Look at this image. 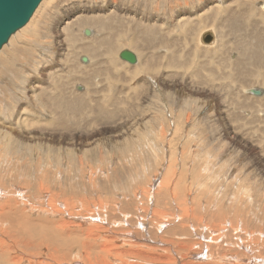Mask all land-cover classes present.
<instances>
[{"label":"rangeland","instance_id":"374dc122","mask_svg":"<svg viewBox=\"0 0 264 264\" xmlns=\"http://www.w3.org/2000/svg\"><path fill=\"white\" fill-rule=\"evenodd\" d=\"M215 1L217 0H120V3L125 5L121 6L120 10H126L128 7L138 12L139 15L136 18L139 20L135 18L134 20L142 25L137 29H135L136 26L126 28L120 35L114 36L112 31L119 22L117 19L106 20L98 25L102 30L95 28L96 38L93 40H89L92 37L83 34V25H77L72 28V34L67 35L68 38L74 36L75 43L70 39L69 43L75 49L71 48L66 62L63 53L69 51L62 49L65 48L63 44L59 45L60 40L55 35L58 29L57 21L69 10L72 12L70 8L74 4H78L92 18L99 10H106L107 0H54L50 5H46L47 8L40 10L36 19L40 18L34 26H30L29 22V26L26 25L13 35L9 43L0 50V113L2 112L6 122L16 120L21 112L30 115L37 113L40 115V122L42 120L50 122L54 120V116L45 105L52 102L62 117L67 113L66 115L74 121L77 120L79 124L76 123V126L71 127L73 131L70 130L74 135L86 136L88 132L94 131L91 129L95 127V124L98 125L95 129L102 130V134L95 136V140L89 147L71 146L65 142H62V145L57 143L51 145L45 141L37 142L38 144L31 143V145L21 142L19 146L13 140L9 142V139L0 132V180L4 184L2 188H5L7 193L4 195V191L0 195V202L9 195L16 198V193L20 192L22 195L17 193V198H22L21 203L30 201L37 205L33 204V207L23 205L26 209L23 213L40 217L43 213L31 209L36 210L38 206L39 208L43 206L37 192L40 182L44 180V183L48 184L54 192L60 193L58 196L60 201H68L66 205L63 202L62 207L70 208L72 211L75 206L72 212L75 209L76 212H80L87 208L88 212L73 219L77 220L76 223H84L82 225H85V229L97 224L111 232L114 231L111 234L108 230L107 234L114 236L116 235L114 233H117L118 240L122 239V243L115 241V244L119 245L126 244L129 238L133 239L131 233L136 231L145 234L147 238L152 234L160 241L151 242L154 247L172 249V245L161 239L172 237L176 241L174 245H178L181 241L183 236L180 234L181 228L178 230L173 225L168 227L170 218L173 223H177V216L172 214L176 212L175 207L178 210L179 206L174 203V212L166 216L162 213L166 210L164 206L159 202H149L150 198L153 200L151 193L141 194L140 192L153 182L155 185V180L158 181L155 185L158 187L161 180L166 178L173 180V183L180 179L179 185L183 189L194 186L197 191L192 193L195 194L196 200L188 205L191 219L187 217L183 222L186 227H182L187 230L185 241L189 247L184 249V256H182V250L180 253L174 250V253L171 252L175 256L179 254L176 258L179 264L194 259L196 264H204L203 261H207L206 257L202 259L200 246L191 247V244L194 245L199 238L188 236L187 226L192 229L195 225V230L198 229L200 234L201 226L209 224L205 213L194 212L198 196L205 199V205L214 209L219 199V192H222L225 204L230 206L231 202L241 199L242 203L253 212L263 213V209L252 208V205L256 206L264 202V171H261L250 151L236 147L237 145L232 141L229 142L224 134L226 127L221 120L225 117L224 120L233 129L231 130H236L232 135L242 138L244 142H250V146L252 145L251 147L263 156L264 77L262 74L264 66L257 64L254 55L240 69H234L233 62L238 61L240 56L239 50H235L233 46L234 41L243 45L245 33L249 29L251 42L245 45L249 48L243 49L250 51V46L255 42L254 38H258V53L264 55V12H261L264 1L256 0L247 4V0H228L233 4L230 15L221 6H216L213 10L219 9L215 12L216 15L210 14V22L199 25L189 24L196 21L193 16L194 11L208 10ZM185 10L188 13L192 12L186 16L191 18L181 22V28L173 27L183 17L181 15ZM244 12L247 13L243 14ZM100 13L104 18L109 10L100 11ZM113 13L111 12L108 16ZM223 13L228 15L225 20L221 19L226 17ZM142 15H145L146 20L141 18ZM254 22H257L259 26L255 27ZM211 23L216 24L217 28L218 25L220 26L219 34L224 43L221 54L214 57L208 54L210 52L206 53V49H200L197 42L199 32L212 25ZM183 25L185 29H182ZM147 27H155L153 31L156 39L148 41V44L144 42L147 46L145 52L150 54L148 56L152 62L151 67L148 68L147 73L142 72L140 76L137 75L132 80L130 76H125L126 81L123 82L120 75L125 71L124 69H127L129 63L122 62L123 59L119 61L117 54L126 47L132 46L135 42L132 35L141 34V39L148 38ZM188 27L194 31L193 34L188 33ZM259 29L262 31H258ZM215 33L217 32L209 30L203 40V46L210 47V51L220 49L219 39ZM99 35L105 37V46H111L112 42L122 40L117 47L118 52L114 60L104 57L98 64L94 63L96 60L82 62L81 57L86 54V51L83 53L82 49L76 46H90L100 42ZM166 41L171 42L169 46L163 45ZM168 60H173L174 64H167ZM122 67L124 69H120ZM95 68L100 70L99 75L96 74ZM91 74L95 75V80L93 77L90 79L89 88L100 91L92 95L99 99L97 104L92 102V98L85 92L88 85L83 82V79L85 75ZM151 75L155 76L157 86L151 89L152 92L151 90L147 92L149 96H145L143 87L142 91H139L138 85L142 79ZM35 80L43 85V97L33 96L30 90ZM194 82L201 88L208 87L202 88L201 94L196 95L191 92L189 86ZM198 86L196 88L200 90ZM253 87L262 89L263 94H256L252 90L250 94L245 92V89ZM121 88L125 94L120 92ZM56 94L75 105L71 103L72 105H67L66 108L60 104L59 107L53 100ZM79 94L85 96V100H90L91 104L82 108V103L80 105L79 102H75ZM117 97H120L122 103L121 101L118 103ZM139 104L141 107H138ZM42 127L33 129L35 133L32 135L37 137ZM0 131H2L1 127ZM50 133H52L51 130ZM14 184L17 186L15 187ZM236 188L245 193L244 199L237 197ZM137 190H140L139 194L135 193ZM53 201L54 203L51 202V204L57 203V197ZM83 201H85L84 205ZM45 206L48 207L46 204ZM19 208H21L20 205ZM95 211L99 214L94 218L90 217V214ZM93 221L96 223H92ZM181 223L179 222V225ZM20 224L9 218L0 220V264H90L94 261V264H102L99 262L102 258L107 259L108 264H121L106 250L102 231L95 232L101 237L95 241L97 245L94 247L84 246L78 240L69 245L70 241L64 242L60 239L63 245L58 247L60 251L55 252L51 247L52 244L48 246V242L43 243V247L35 245L42 243L45 235L36 228L32 230L33 234L35 233V236L32 234L34 237L32 240L36 242L32 243L34 247L22 242L19 238L20 242L12 240L15 235L17 236L16 233L25 231L21 222ZM259 224L264 226V215H261ZM164 226L167 227L164 228ZM6 230H11L14 235L12 237L9 234L4 235L3 231ZM228 235L225 234L224 240L233 243L232 236L230 233ZM84 241L89 240L86 238ZM134 243L137 241L135 240ZM239 244L241 245L242 242ZM125 246L129 247V245ZM86 251H90L91 255ZM88 255L90 257H87ZM97 260L99 261L96 262ZM134 260L136 261V259H130L131 262ZM143 261L142 259L141 263Z\"/></svg>","mask_w":264,"mask_h":264},{"label":"bare ground","instance_id":"6f19581e","mask_svg":"<svg viewBox=\"0 0 264 264\" xmlns=\"http://www.w3.org/2000/svg\"><path fill=\"white\" fill-rule=\"evenodd\" d=\"M53 1L54 0H43L41 2V4L39 5L38 9L34 13L35 15H33L34 17H32V20L29 23L30 26H34V24L36 22H38L40 17L38 18V20L36 18L39 16L38 14H39L40 10L47 8L46 5H48V4L50 5ZM253 1H256V0H247V4L250 3V2H253ZM257 1H259V0H257ZM107 2H108V4H107V7H106V10H99L97 13L94 14V16L92 18H90V16L85 13L86 11L82 10L81 7L78 4H74L73 7L70 8V9H72V12H71V10H69V12L64 17L59 18V20L57 21V28L58 29L55 32V35L60 40L59 41V45H62V44L64 45L65 48H62V49H65V51H69V52H65V53L62 52L64 54V58H65L64 61L65 62H66V58L71 53V48L75 49L71 45V43H69L70 42L69 39L71 41L75 40L74 36L72 38H68L67 35L68 34H72V28H74L77 25H79V26L83 25V27H84L83 34L85 36L92 37V39H89V40H93L94 38H96V33H95L96 29L95 28H99L98 25L100 23L105 22L106 20H110V21H113L115 19L118 20V22H119L118 25L116 27H114V30L112 31V34L114 36L120 35L121 32L123 30H125L126 28H131L132 26H136L135 29H137L138 26L142 25V23H139V22L134 20V18L139 20V18H136V16L139 15L138 12H135L134 10L129 9L128 7L127 8L125 7L126 10H120V9H122L121 6H125L124 4L120 3V0H107ZM216 6L217 7L221 6L226 11V13H228V15H230L231 12H232V10H230V9L233 7V4L229 3L228 0H217V1H215L214 3H212L210 5L208 10H199L197 12L194 11L193 16H194L196 21H194V22L192 21V23H189V24H197V25H199L200 23L210 22L211 21L210 14L216 15L215 12L218 11L217 9H219V8H217L216 10H213ZM248 6H250V5H248ZM110 7H112V8H110ZM186 9H188V8L186 7ZM108 10H109V13L107 14V16H105L103 18V16L100 13V11L103 12V11H108ZM111 12L112 13L115 12V13H113L111 16H108L109 14H111ZM185 12H186V14H184ZM261 12H264V5H262ZM119 13H121L123 16H121ZM190 13H192V12L188 13L187 10L183 11L182 15H181L183 17H181V19H179L177 24H175V26H173V27L181 28V26H182L181 22L191 18V17H186ZM246 13L247 12H244L243 14H246ZM73 16L74 17H76V16L78 17L79 16V17L77 19H75ZM227 16L224 17V18H221V19L225 20L227 18ZM141 18H144L146 20L145 15H142ZM152 18L153 17H151V19ZM155 20H157V19H155ZM52 23H53V20H52ZM253 25H255V27L259 26V24L257 22H254ZM28 26H27V28H28ZM192 27H194V25ZM183 28H184V25H183L182 29ZM99 29L102 30L101 28H99ZM154 29H155V27H147L148 32H147L146 36L148 38L141 39L142 38L141 34L132 35V39H133V41H135L132 44V46H130L128 48L126 47L125 49L121 50L117 54L119 56V58H120L119 61L122 60V58L120 56H121L122 51H124V50H131L132 52H134L137 55V62L136 63H130L128 61H125L124 59L122 60V62H128L129 63L128 64L129 66H127V69H124L123 67L120 68V69H124L125 70L124 72H122V74L120 73L121 74L120 78L122 77L121 80H123V82L126 81L125 76L126 77L130 76V78L132 80L137 75L140 76V73H142V72L143 73L144 72L147 73L148 72V68L151 67V63L152 62L150 60V56H148L150 54L145 52V48L147 47L146 44H148V41H150V40H152L154 38V31H153ZM219 29H220L219 25H218V28H217L216 24H212L210 26L205 27L203 30H201L199 32L198 36H197L198 47L200 49H206V51L204 50L206 53L210 52L208 54H211V57H214L215 55L219 56V54H221L220 52L223 49L222 47H224V43L222 41V37L219 34ZM87 30L90 31L89 34H86ZM187 30H188V33H192V34L194 33V31H191L190 27H188ZM209 30H214V31L217 32L215 34H216V36L219 39V42H218V46L220 47L219 50L210 51L211 50L210 47L203 46V40H204L205 34ZM248 30L245 33L246 37L244 38L243 45H241V43H238L237 41H234V46L233 47H234L235 50H237V51L239 50V56H240L238 61L236 60V61L233 62L234 69H236V70L240 69L243 66V64L245 65L246 61L248 59H250L254 55L256 56L257 64L260 63L261 66H264V55H262V53L261 54L258 53V41H259L258 38H254L255 42H254L253 45L250 46V51H246L245 49H243V48L246 47L245 45L247 43L250 44L249 41L251 42V34H250V31H248ZM258 31H262V30L259 29ZM185 33H186V31H185ZM99 39H100V42H95L94 44H90V46H81V47H78L79 45L76 46V48H79V49L81 48L83 53H84V51H86V54H84V56L81 57L82 62L96 60L94 63L97 62V64H98V62H100L101 59L104 58V57H107L108 59L114 60L113 58L115 57L116 53L118 52L117 47L120 44V42H122V40H119V41H116V42H112L111 46H105L104 45L105 37H101V35H99ZM154 39H156V37ZM140 41L141 42L143 41V42L140 43ZM173 41L176 42L177 40L176 41L173 40ZM74 43H75V41H74ZM170 43L171 42L167 43V41H166L165 43H163V45L165 44L164 46H169ZM201 51L203 52V50H201ZM223 51H225V50H223ZM191 53L192 52H190V54ZM153 56H155V55H153ZM160 57L161 56H159V58ZM173 57H174V55H173ZM223 57H225V56H223ZM84 58H86L87 61H84ZM216 59H217V57H216ZM223 60H227V59L223 58ZM160 61H161V58H160ZM209 63H211V62H209ZM167 64L173 65L174 61L173 60H168ZM99 65H100V63H99ZM96 67H98V65ZM162 67H164V65ZM86 68H87V66H86ZM94 70H95L97 75H99L101 73L98 68H95ZM222 70H224V69H222ZM88 73H89V71H88ZM161 75H162V73H161ZM262 75L264 77V73ZM85 76H84L83 82H85L88 85L87 90L85 92H87L86 94H88L90 96V98H92L91 101L92 102H96V104H97L99 102V99L98 98H94V96H92V95L94 93H100V91L99 90L94 91V90H92V88H89L90 79H93L95 75L91 74L90 76L89 75L86 76V77ZM195 76H197V75H195ZM154 78H155L154 75L148 76V77H146V79H142V82L138 85L139 91L140 90L142 91L141 88L143 87L144 92H145V94H144L145 96H149L148 95L149 93H147V92L148 91L150 92L151 89H153L155 86H157L156 85L157 82H156V80H154ZM94 80H95V78H94ZM94 80H92V81H94ZM194 83L192 85L191 84L190 85L188 84V85L190 86L191 92L195 93L196 95L197 94H201L202 88H207L208 87L207 86V87H202L201 88V86H198V84H196L197 81H196L195 84ZM197 86L199 88H201L200 89L201 91L197 90V88H196ZM30 88H31L30 90H31L33 96L34 95L38 96V98L39 97H43V91H44L43 90V85L39 81L35 80L33 82V85ZM252 89H255V88L253 87V88L245 89V92L247 94L248 93L250 94V93H252V91H251ZM118 92L119 91H117V93ZM120 92H122V93L124 92L123 88L120 89ZM151 92H152V90H151ZM123 94H125V92ZM261 94H263V90L262 89H261ZM119 95H120V93H119ZM53 97H54L53 100H55V102L58 103V106L61 104V106H64V107L67 108L68 107L67 105H72L73 104L72 102H71L72 104L69 103L66 100V98H64L63 96H59V95L56 94ZM77 97H79V98H77L78 100H76V98L74 97L75 98V102H77V103L79 102L80 105L82 103V105H83L82 108L83 107H87L88 105L91 104L90 100H88V99L85 100L84 99L85 96H81L79 94V96L77 95ZM110 97H112V96H110ZM117 98L118 99H116V100L119 101V102L118 101L117 102L120 103V101H121L119 99L120 97H117ZM142 100H144V99H142ZM73 102H74V99H73ZM100 102H102V101H100ZM118 103H116V104H118ZM121 103H122V101H121ZM73 105H75V104H73ZM45 106L47 107V110H49V112L52 113L53 116H54V120H52L50 122H48L47 120H42L40 122V120H41L40 119V115L37 114V113H34L33 115H30V114H27V113L25 114V113H22V112L19 113V115H17L16 120H13V121H10V122H6L7 120L4 119L5 117L1 114L2 113L1 112L0 113V127H1L2 131H0V132L5 135L6 139H9V142H10V140L11 141L13 140V141L16 142L15 144H17L19 146H20L21 142L31 145V143L38 144L37 142H44L45 141V143L48 142L51 145L53 143L61 144L62 142H65L66 144L71 145V146L81 145V147H89V146L92 145L93 141L95 140V138H96L95 136L102 134V130H96L98 128V125L95 124V127H97V128L95 129V127H94V128L91 129V130H94V131L89 130V131H91V133L88 132L87 135L85 134L86 136H84V135H77L76 136V135H74L71 132V131H73V129H71V127L76 126L77 124H79L78 122H76L77 120L74 121L72 118H70L69 116L66 115L67 113H65V115H63V117H62V114L57 112L58 108L54 107L52 102H50L49 105H45ZM139 106H140V104L138 105V107ZM67 112H69V111H67ZM221 114H223V113H221ZM224 118H223V120H221V122H223L224 127H226V128H224V134H226V137L229 139V142L232 141L233 144L237 145L236 147L239 146L241 148H244V150H246V151L247 150L250 151L251 156L254 157V160L258 164L259 168H261V171H264V157H263L264 154L262 153L263 156H261L260 152H257L256 149H253L251 147L252 145L250 146V142H244V140L242 138L239 139V137L233 136L232 133L234 131H236V130L232 131L233 129L228 125V122H226L224 120ZM90 123H92V122H90ZM92 125L94 126V124H92ZM39 126H43V127L41 128L42 129L41 132L38 133V136L36 137L35 135H32V133H35L33 131V129H36L37 127L39 128ZM50 130L52 131V133H50ZM178 130H180V129H178ZM105 131H106V129L104 130V132ZM1 133H0V135H1ZM261 146H262V144H261ZM179 161H181V160H179ZM176 165H178V164H176ZM170 168H172V167H170ZM203 171H204V168H203ZM166 179L165 180H161V182H160L158 187L155 186L157 184V182H158L157 180H155L156 181L155 185L153 184L154 183L153 182L150 186L144 187L146 189L141 190L142 192H140V190H137V191H135V193L136 194L137 193L139 194V192L141 194L151 193L153 195V200H152V198H150L149 202L150 201H152V203H153V201L159 202V204L164 206V208H166V210L165 211L163 210L162 213L164 215H166V216H168V215H170V213L174 212L173 211L174 210V203L179 206L178 210L175 207V211L176 212H174L175 214L174 213L172 214L174 216H177V218H176L177 223H175V222L173 223L172 218H170L169 219L170 222H168L169 223L168 227L173 225L174 228H176L178 230H180V228H181L180 234L183 235L181 237V241L179 240L180 242H179L178 245H174L176 241L172 237L170 239L169 238L161 239L162 241L166 242L167 244L172 245V249L171 248H166V247H160V248L159 247H154V244L151 243V242H157L158 243L160 241L155 236H153L152 234H151V236L149 238H147L145 234L139 233L138 231H136L135 233H131L133 235V239L129 238L128 242L126 244L119 245L117 243L118 244L117 245V244H115V241L118 240L117 233H114V234H116L114 236H110V235L107 234L109 229H104L102 226L97 225V224H94L95 226H93L91 228L85 229L84 228L85 225L84 226L82 225L84 223H82V224L76 223L77 220L74 221L73 219L77 218V217H81L82 214L86 213V211L88 212L87 208H84L85 211L82 210L80 212L79 211L76 212V209H75V211L72 212L75 206L73 207V205H72V207H73L72 211H70V208L68 209L67 207L66 208L62 207L63 202L66 205V204H68V201H66V200L63 201V202L60 201L59 198H58L60 193L58 194L57 192H54L53 189L48 186V184L44 183V180H42V182H40L39 190L37 192L38 196H39V200L42 202L43 206L40 205L41 206L40 208L38 206V208L36 210L31 209L32 211H38L39 213H43L40 217H33L29 213H26L27 215H25L23 213V211H26V209H25V207L23 205H28L30 207H33L36 204L30 203V201H27L25 203H21L20 200L22 198L21 199L17 198V193H18L17 192L16 195H15L16 198H14V197L9 195V196H7L6 199H2V201L0 202V220L9 218L12 221L13 220L17 221L18 224H20V222H21L22 225H23V228L25 229V231L21 230L18 233H16L17 236L15 235L16 237L14 236L12 238V240H14L15 242H18V241L20 242V240H22V242L27 243L31 247H34L32 243H36V242H34V240H32L34 238L33 236H35L34 235L35 233L33 234V231H32L34 228H36V229L42 231L43 233H45V235L43 236L42 243H36L35 245L36 246L37 245H41V247H43L42 246L43 243L46 244L48 242L47 243L48 246L52 244L51 247L54 248L53 250L55 252L60 251L58 247L63 245V244L60 243V239H62V241H64V242L70 241L71 243L69 245H71L73 242H76V240H78V241L82 242L83 243L82 245H84V246H87V245L90 246V247L96 246L97 243L95 241L98 238L101 237V235L99 233H95L98 230V231H102L101 233H103V236H104L103 240L105 241L106 250L112 256L114 255V259L115 260H119L121 264H143V263H147V264H179L178 259H176L179 254L177 256H175L171 252L174 253V251H178L180 253V251L182 250V256H184L185 255L184 249L189 247V245H186L187 243L185 241V238L187 236V230L186 229L184 230L182 227H184V228L186 227V225L183 222H185L187 217L189 219H191V213H189V211H188L189 210L188 205L191 204L194 200H196V198L194 197L195 194H192V193L196 192L197 189L194 186H192V187L188 186L187 189H183L179 185L180 179L175 181V183H173V180L167 179L168 180L167 181ZM3 185L4 184H2L1 180H0V190H1L0 191V195L5 191V188H2ZM14 186H15V184H14ZM141 188H138V189H141ZM13 189H15V188H13ZM18 189H19V187H18ZM18 189H17V191H21V190H18ZM236 190H237V188H236ZM219 193H220L219 194V199L216 201V206H215L214 209H212L211 207L205 205L204 204L205 199L202 198V197L199 198V196H198L194 212L195 213H199V214L205 213L206 216L208 217V223L209 224L201 226L202 228H200V234H198V229L195 230V228H194L195 225L192 227V229H190V226H187L188 234H189L188 236L191 237V238L192 237L194 238V236L199 238V241H196L194 243V245L191 244V247L200 246V248L202 249V253H201L202 259L204 257L207 258L206 262L203 261L204 264H264V226L259 224L260 217H261V215H264V211H263V213L253 212L251 210V208H249L247 205H244L242 203L241 199L237 200L235 202H231L230 206H229V204L228 205L225 204L226 202L224 203V198L225 197H224L223 193L222 192H219ZM237 193H238L237 194L238 198H243V196L245 195V193L243 191H238L237 190ZM6 194L7 193L5 191L4 195H6ZM18 194L22 195V193H20V192ZM248 196L250 197V195H248ZM56 197H57V203L51 204V202L54 203L53 200H55ZM136 197H137V195H136ZM47 198H48V200H47ZM258 198H261V196H258ZM24 199H26V198H24ZM44 199H46L47 203H46V201H44ZM73 202H74V200H73ZM45 204L49 208L46 207ZM82 204L84 205L85 201H83ZM144 204H146V203H144ZM19 205L21 206V208H19ZM252 208H260V209L264 210V202L263 203H258L256 206L252 205ZM177 211H179V212H177ZM93 213H96V214H93ZM98 214H99L98 211L92 212L90 214V217L94 218ZM86 217H88V216H86ZM93 218H91V220ZM88 221L90 222V220H88ZM96 221H98V220H96ZM179 222H182L180 224L181 226L179 225ZM92 223H96V222L93 221ZM166 227L167 226H164V228H166ZM161 229H163V227H161ZM113 232L114 231H112L111 234ZM169 232L173 233V231H169ZM3 233H4V235H8L9 234L10 237H12L14 235L11 230L10 231L9 230L3 231ZM229 233H230V235L232 236V238L234 240L233 243H228L226 240H224L225 234L228 235ZM32 234H33V236H32ZM86 238L90 242L89 241L88 242L84 241V239H86ZM145 239H146V241H144ZM135 240L137 241V243H134ZM147 240H150V242H147ZM118 241L122 243V239H120ZM239 242H242V244L240 245ZM77 244H79V243H77ZM125 245H129V247L126 248ZM160 245H162V244H160ZM160 251H163L164 253H162V252L160 253ZM87 253L90 254V251H88ZM126 256H129V257L126 258ZM87 257H90V256L88 255ZM82 258H83V255H82ZM141 258L144 260L143 263H141V261H142ZM130 259H136V261L134 260L135 262L134 261L131 262ZM194 260H189V262H183V263L180 262V264H196V260L195 261ZM98 261L99 260H97L96 262H98ZM94 262H91L90 264H94ZM99 262H101L102 264H108V260L107 259L104 260V258H102V260H100ZM80 264H83V263H80Z\"/></svg>","mask_w":264,"mask_h":264},{"label":"water","instance_id":"95a60500","mask_svg":"<svg viewBox=\"0 0 264 264\" xmlns=\"http://www.w3.org/2000/svg\"><path fill=\"white\" fill-rule=\"evenodd\" d=\"M43 0H0V50L9 43L11 37L23 29L32 19ZM90 31L87 30L86 34ZM121 58L130 62H137V55L131 50H124ZM84 61H87L84 58ZM256 94L261 90L252 89Z\"/></svg>","mask_w":264,"mask_h":264}]
</instances>
